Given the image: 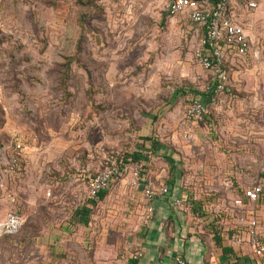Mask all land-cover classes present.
Here are the masks:
<instances>
[{
	"label": "rangeland",
	"instance_id": "1",
	"mask_svg": "<svg viewBox=\"0 0 264 264\" xmlns=\"http://www.w3.org/2000/svg\"><path fill=\"white\" fill-rule=\"evenodd\" d=\"M171 1L98 0L86 9L77 0H0V221L10 212L22 219L0 239V264L121 258L145 223L144 183L171 186L168 158L141 146L150 134L181 162L172 189L194 224L226 218L254 184L264 204V0H224L250 46L226 60L229 82L209 102L202 93L213 75L196 57L204 31L169 15ZM82 15L83 66L73 63L65 98L59 66L76 51ZM190 97L207 108L197 122L183 118ZM134 151L146 158L131 159ZM111 164L123 176L90 204L91 178ZM82 206L87 220L75 214Z\"/></svg>",
	"mask_w": 264,
	"mask_h": 264
},
{
	"label": "built area",
	"instance_id": "2",
	"mask_svg": "<svg viewBox=\"0 0 264 264\" xmlns=\"http://www.w3.org/2000/svg\"><path fill=\"white\" fill-rule=\"evenodd\" d=\"M249 5L255 7L256 3L250 1ZM168 13L171 16L183 15L191 25L203 29L204 34L196 48V57L201 67L213 75V82L206 86V92H213L210 100L214 101L229 82L228 73L224 69L226 60L230 56H243L250 46V40L243 24L230 11L224 0H218L212 7L203 5L199 0H172L168 5ZM206 112L204 99L192 97L183 118L187 122H197L205 117ZM16 148L20 151L23 150V146L19 142L16 143ZM125 169L111 164L95 174L90 180L88 197L96 198L101 191L110 186L114 179L122 177ZM262 189L260 184L244 188L243 198L234 199L232 207L228 210L244 207V199L249 202L257 201L262 194ZM142 190L145 199L144 218L145 223H148L154 213L155 199L169 197L170 189L168 185L156 186L153 181L147 180ZM172 204L183 214H187L192 209L188 203L177 196L172 198ZM244 220L248 225L247 235L253 253L264 264V241L259 237L258 220L252 211H248ZM21 224L22 219L17 213H8L5 219L0 221V239L16 234ZM139 233H135L134 237L139 239L141 236ZM141 256L142 252L138 250L132 255V259H138ZM174 260L175 264H186L183 258L178 257Z\"/></svg>",
	"mask_w": 264,
	"mask_h": 264
},
{
	"label": "crops",
	"instance_id": "3",
	"mask_svg": "<svg viewBox=\"0 0 264 264\" xmlns=\"http://www.w3.org/2000/svg\"><path fill=\"white\" fill-rule=\"evenodd\" d=\"M146 145V149H150L149 143ZM157 150L158 154H169V149L160 141ZM178 175H170L169 170L170 182H178ZM172 198L155 199L152 218L148 223H141L138 228L140 238L133 236L128 241L129 245H123L125 254L121 258L118 255V258H114L112 253L106 264H175L174 259L178 257L183 258L186 264H263L253 253L247 235L248 225L244 220L248 211L254 213L258 220L259 237L264 241V204L258 205L260 197L255 202L247 201L244 207L229 211L232 203L225 211L226 218H206V224L200 226L194 224L188 214L177 209L172 204ZM197 212L199 213L198 210ZM138 250L142 252V256L132 259V255Z\"/></svg>",
	"mask_w": 264,
	"mask_h": 264
},
{
	"label": "trees",
	"instance_id": "4",
	"mask_svg": "<svg viewBox=\"0 0 264 264\" xmlns=\"http://www.w3.org/2000/svg\"><path fill=\"white\" fill-rule=\"evenodd\" d=\"M77 1H78V3L80 5H82L86 9H91V8L95 7L97 2H98V0H77ZM84 18H85V15H82V17L79 19L80 34H79V36L77 38V41H76L77 43L75 45V47H76L75 53L72 54V55L65 56L63 62H61L60 66H59V73H60L59 87L62 90L63 95H64L65 98H67L68 95H69L68 82H69V79H70L71 68H72L73 63H76L78 65L83 66L80 63V61H79V54H80V52L82 50L81 42H82V34L84 33V24H83L84 23L83 22ZM202 94L206 95V99H207L208 102L211 101L210 98L213 95L212 91L206 92V93H202ZM191 98L192 97H190V99ZM157 117H158V113H153V117L149 120V123H150L151 127L154 126V123H155ZM143 140L146 141V143H149L150 149L149 148L146 149L147 152L158 154L157 153L158 152L157 145L159 144V141L157 139H155L153 135H147V136H145L143 138ZM141 146L145 148L147 145L145 143H142ZM140 152L141 151H134L133 153H131L129 155V157L131 159H133V160L145 159L146 156L142 155V153H140ZM160 154H162V153H160ZM164 154L169 160L170 175L175 176V175L180 174L179 171H180V168H181V163L180 162H175V159H174L175 156L174 155H172V154L171 155L170 154L166 155L167 153H164ZM125 161H126V158H125ZM174 182L175 181L172 180V182L170 184L171 186L169 188L170 189V193L169 194L172 197L175 196V192L172 189L174 187L173 186ZM105 194H106L105 190L101 191L98 194V198H100V199L104 198ZM89 202H90V204H95L96 200L95 199H91ZM195 207L196 206H194V211H197V210H201L203 205L201 206V203H200V204L197 205V208H195ZM75 214L81 220H87V218L89 217L88 209L86 208V206H82L80 209H77L75 211ZM10 236H12V235H10ZM10 236H4V237H10ZM215 240H216V242H218L217 239H215Z\"/></svg>",
	"mask_w": 264,
	"mask_h": 264
}]
</instances>
